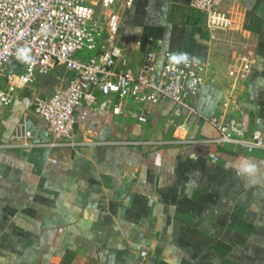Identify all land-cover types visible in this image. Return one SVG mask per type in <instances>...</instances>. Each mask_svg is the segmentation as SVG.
<instances>
[{"label":"crops","instance_id":"0c3cea01","mask_svg":"<svg viewBox=\"0 0 264 264\" xmlns=\"http://www.w3.org/2000/svg\"><path fill=\"white\" fill-rule=\"evenodd\" d=\"M217 11L224 27H208L191 0L118 8L115 41L132 71L151 49L161 53L157 69L164 51L205 62V83L188 99L195 113L164 100L139 123L81 102L80 146L69 148L53 145L20 100L5 109L0 264H264V149L215 145L205 120L232 114L264 137V0H220ZM21 70L20 59L5 66ZM71 74L57 66L23 94L48 96Z\"/></svg>","mask_w":264,"mask_h":264},{"label":"built area","instance_id":"2783aa9c","mask_svg":"<svg viewBox=\"0 0 264 264\" xmlns=\"http://www.w3.org/2000/svg\"><path fill=\"white\" fill-rule=\"evenodd\" d=\"M97 1L98 12L88 0H0V120L5 109L20 100L43 118L53 145L78 148L75 109L81 102L139 123L148 121V104L164 100L195 113L188 99L205 83V62L181 61L164 51L157 69L161 53L151 49L132 71L115 41L122 0ZM219 1L191 0V6L205 13L208 27L220 28L226 21L217 11ZM15 59H20L22 70L5 71ZM57 66L72 73L66 85L44 97L23 94L37 75ZM205 120L218 132L210 140L215 145L230 144L247 152L264 149L261 132L246 133L237 116L220 114ZM30 138L26 130L17 135L26 145Z\"/></svg>","mask_w":264,"mask_h":264},{"label":"clouds","instance_id":"9594fccd","mask_svg":"<svg viewBox=\"0 0 264 264\" xmlns=\"http://www.w3.org/2000/svg\"><path fill=\"white\" fill-rule=\"evenodd\" d=\"M173 58H174V59H178V57H173ZM184 58L187 59V56L185 55Z\"/></svg>","mask_w":264,"mask_h":264},{"label":"trees","instance_id":"16d2710c","mask_svg":"<svg viewBox=\"0 0 264 264\" xmlns=\"http://www.w3.org/2000/svg\"><path fill=\"white\" fill-rule=\"evenodd\" d=\"M42 75H46V74H42Z\"/></svg>","mask_w":264,"mask_h":264}]
</instances>
